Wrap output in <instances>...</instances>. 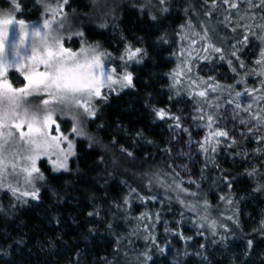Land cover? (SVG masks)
I'll list each match as a JSON object with an SVG mask.
<instances>
[{"label": "snow or ice", "instance_id": "obj_1", "mask_svg": "<svg viewBox=\"0 0 264 264\" xmlns=\"http://www.w3.org/2000/svg\"><path fill=\"white\" fill-rule=\"evenodd\" d=\"M75 2L7 0L0 9V222L15 223L44 208L47 194L45 218L54 228L41 249H56L55 255L58 245L72 243L68 264H88L80 241L86 250L103 233L116 237V247L97 264H212L209 248L226 253L236 242L243 252L232 264H255L256 235L264 241V209L251 233L241 217L247 202L264 203V0H203L199 11L186 0H123L116 6L91 0L84 12ZM121 7L146 18L152 31L139 35L121 28ZM174 11L182 13V23H167ZM253 38L260 46L249 59ZM154 56L161 62L153 63ZM173 58L175 67L159 70ZM218 63L227 65L231 83L217 79ZM157 95H166L163 103ZM245 95L246 104L240 101ZM124 97L141 102L148 123L138 127L140 119L105 117ZM125 115H135L134 108ZM153 127L167 137L158 143L149 134ZM81 146L91 164L82 166ZM160 153L189 163L161 165ZM221 154L241 162L243 171L233 175L222 168ZM201 160L194 176L192 167ZM213 170L216 175L208 176ZM213 187L225 206L218 216L209 200ZM73 191L86 192L91 208L80 222L53 211L72 204ZM137 205L158 207L136 214ZM173 205L179 207L175 218L163 219ZM186 226L193 235H185ZM66 227L79 229L76 241L64 240ZM169 236L183 245L170 260ZM197 237L203 242L194 245ZM140 238L145 245L136 250ZM8 239L12 243L0 246V257L31 252L23 235Z\"/></svg>", "mask_w": 264, "mask_h": 264}, {"label": "trees", "instance_id": "obj_2", "mask_svg": "<svg viewBox=\"0 0 264 264\" xmlns=\"http://www.w3.org/2000/svg\"><path fill=\"white\" fill-rule=\"evenodd\" d=\"M99 2L101 3V5H111V6L123 4V0H99ZM186 3L192 5L193 9L196 11L201 10L202 6H203V0H186ZM84 5H89V7H91V0H76V2L73 4V7L76 8L80 12H84V11L88 10V9H85L83 7ZM1 6L4 7V9H5L7 7V0H5V2L4 1L1 2ZM120 12L122 15L120 27L125 29L126 31L136 32V34H139V35L144 34V31H152V29L149 26V22H147L146 18L144 20L139 19L138 14L135 13L134 10L124 9L123 7H121ZM180 21H182V13H177L174 11L171 14V17L167 21V23L174 24V22H180ZM225 33H226V30L223 29L222 35H224ZM160 62L161 61L159 58H157L155 56L153 57V63H160ZM219 65L223 66V68L225 70H228L226 64L218 63L216 65V67ZM159 70L163 71L161 69H159ZM166 70H167V68H166ZM166 70H164V71H166ZM228 72H229V70H228ZM165 99H166V96L161 97V96L157 95L155 97V100L160 102V103H163V101ZM132 108H134L135 115H132V116L125 115V113H128L130 111V109H132ZM117 116L124 119L125 123H127L129 118H131L133 120L140 119L141 123L137 125L138 127H142L146 123H148V121L145 118L146 114L142 108L141 102L138 101L135 97H131V98L124 97L123 100H119V101L115 102L114 107L112 109L106 111V113H105V117L107 119H116ZM166 133H167L166 131L162 132L160 128H155V127L149 128V134L152 135V137L154 139H156L158 143L167 137ZM163 146L164 145L161 144V147H163ZM152 151L156 152V149L153 148ZM85 152H86V148L81 146V155L84 157L83 160L81 161L82 166L85 164H91V162H92V158L90 156L84 155ZM225 157H226L227 161H229V163H226L227 162L226 161L223 164H221L222 168H225L228 170L230 168L231 170H229V171H231L233 173V175L237 174V169H239L240 171H243V169L241 168V162L237 161L236 163H240V165H236L231 160V158H229L226 155H225ZM219 159H220V156L218 157V160ZM157 162L161 165H164L166 163H172V161L169 160L167 157H165L163 155V153H160L157 156ZM230 163H231V165L229 166L228 164H230ZM215 174H216V172L214 170L207 173L208 176H212V177H214ZM249 183H250V181H249ZM207 184L210 185L211 181L209 180L207 182ZM110 188L112 190V194L115 195L116 192L118 191V189L116 188L115 182H113V184L110 186ZM205 191H208L207 186L205 187ZM217 194H218V192H217V189L215 187H213L212 190L209 192V200L213 205V209H214L213 215L214 216H218L220 212L225 211V206L223 204H220V202L217 199ZM72 195L74 197H76V200H73L72 204L66 205V206H61L59 209H54L53 211H55L57 215H60L62 220L64 217H70V218H78V222L83 221L84 220V214L87 211L91 210V208L89 206V201L86 198V192L73 191ZM77 200L79 201V203L76 202ZM254 200H255V202H253V200L247 202L246 205L248 206V208L243 210L244 214L241 217V223L244 226L245 233H251L252 229L259 225V221L261 218V212L259 214H255L253 211L259 205L258 202L261 203V201H260V199H254ZM5 203H7V202H5ZM43 204L45 207L40 209V213H35V211H29V212H27L26 215H23L21 217V219L16 221L15 223H12L11 221H9L7 223L1 222L0 228L2 229V231H4L3 233L8 234V235H12L14 233L13 239H19L23 235L24 238L28 241L29 246H31L30 243L33 242L35 239H38V243L41 244L42 240L46 239L48 237L49 233L54 228L53 225H50L47 223V220L45 218V208H50V206H51V201L48 199L47 194L45 195V199L43 201ZM218 204L220 206H219V209L216 210V206ZM256 204H258V205H256ZM157 207L158 206H153V205H148L147 207L142 206V205H137L134 208V212L136 214H138L140 211H143V210L155 211ZM178 211H179L178 205H173V212L169 213V212L165 211V213L163 215V219H165V220L174 219L175 218L174 213H176ZM247 211H251L250 215H252L254 217L257 216V218H258V220H255L256 222L253 225H252V223H247L248 220L250 219V217H245V214ZM64 222L68 225H71V219H68ZM25 225H26V227H25ZM19 229L23 230L21 236L18 235V233H16L19 231ZM62 230L68 232V235H66L64 237L65 241H70V242L76 241V237H75L74 233L79 230L78 228L66 227V228H63ZM9 231H11L12 233L11 232L7 233ZM116 231L118 232L119 228L116 229ZM101 232L103 233V230H101ZM157 233H158V240L160 239L161 240L160 243L163 245L164 240H165L163 224H161V232H159V230L157 229ZM185 235H193V230L190 228V226H186ZM100 239H103V240H100ZM162 239H163V241H162ZM167 239L171 241L170 252H169V257H168L170 260L172 255L175 253V250L177 248L182 247L183 245H182V242L178 238L169 236V237H167ZM115 241H116V237L113 234L103 233L102 235L97 236L94 240L87 242L86 250H85V242L80 241V249L79 250L86 254L88 264H97V260L99 257L105 256V255L110 256L112 249L114 247H116ZM200 242H203V241L199 237H197L196 240L193 241V244L198 245V243H200ZM10 243H12V240H9L8 242H3V243L0 242V246L6 247ZM238 244H239V242L234 243L232 245V250L230 252H226V253H222L220 251L213 252V250L211 248H209L210 258L212 260V264H217V262H219V264H232V257L241 256L242 252H243V248L239 247ZM260 244H263V246ZM144 245H145V242H144L143 238H140L139 240H136L134 242V247L136 250H143ZM256 245H257L256 249H255L256 255H254L252 257V260L255 261V264H260V260L256 261V259H255V257H259V259H261L260 256H264V241H262L261 235H259V234L256 235ZM72 246H73L72 243L68 244V248H65L61 245H58V253L53 257L51 264H68V260L73 255V253L71 251H69L68 249L72 248ZM53 250H55V249H53ZM33 251H35V248H33ZM30 253H28V254H30ZM7 259H10V257H7ZM34 259H37V257H34ZM41 264H48V263L43 262ZM157 264H162V262L158 259Z\"/></svg>", "mask_w": 264, "mask_h": 264}, {"label": "rangeland", "instance_id": "obj_3", "mask_svg": "<svg viewBox=\"0 0 264 264\" xmlns=\"http://www.w3.org/2000/svg\"><path fill=\"white\" fill-rule=\"evenodd\" d=\"M5 2V0H0V9H4V7H2L1 6V2ZM245 9H244V7L242 6V8H241V11L243 12ZM39 14L37 13V15L36 16H32L31 17V19H33V20H35L36 18H37V16H38ZM262 15V13L261 12H259V11H257L256 12V16H257V18H259L260 16ZM180 18V17H179ZM198 19H199V16L197 15V16H193V23H197L198 22ZM183 22V20L182 21H180V22H174V24H179V23H182ZM257 22H259V19L257 20ZM249 23H251V21H249ZM222 30H223V28H221L220 29V33H221V35H222ZM227 33H225L224 35H226ZM258 46H260V41H258V40H256L255 38H253V40H252V44H251V46H250V48L248 49V58L249 59H252V58H254L253 57V53H255V52H258ZM166 53V54H165ZM164 53V56L166 57L167 56V52H165ZM176 63H177V61L173 58V62L172 63H170L166 68H167V70H166V68L164 67V68H161V70H166V71H168L169 70V68H171V67H175V65H176ZM217 69H218V72H216L215 73V75L217 76V79H219L220 81H221V83H231L232 81H231V76H232V73L229 71L228 72V70H225L224 68H223V66H221V65H219V66H217ZM204 71L205 72H207V69H204ZM229 73V74H228ZM253 85V78H249V87H251ZM159 96H161V97H163V96H166V95H159ZM249 100H250V98L248 97V96H242L241 98H240V101H241V103H244V104H246V103H248L249 102ZM166 136H167V133H166ZM194 139H199V137L198 136H195L194 135ZM252 147H255V144L254 143H250L249 144V148L251 149ZM185 150H187V149H185ZM171 161H172V163H174L175 165H181L182 163H189L188 161H187V159L186 158H183V157H179V156H174L172 159H171ZM227 161V159H226V157H225V155L224 154H221L220 155V159H219V162H220V164H223L224 162H226ZM226 163H229V161H227ZM235 164L236 165H240V163H236L235 162ZM229 166L231 165V163L230 164H228ZM190 167H192V165L190 164L189 165ZM202 166V160H201V163H198V164H196L195 165V167H192V172H193V174H194V176L199 172V168ZM242 168V167H241ZM243 169V168H242ZM229 170H231L230 168H229ZM216 175V174H215ZM252 201V200H251ZM4 202H7L6 200L4 201ZM253 202H255V200H253ZM259 203V205L258 204H256V205H258L253 211H254V213L255 214H259L260 212H261V210L262 209H264V203H260V202H258ZM246 208H248V206L246 205L245 207H244V209L243 210H245ZM143 211H145V210H143ZM35 213H40V209L39 210H37V211H35ZM217 213V212H216ZM215 213V214H216ZM251 214V211H247L246 212V214H245V217H250V219L248 220V222L247 223H252V225L256 222L255 220H258V218H257V216L256 217H254V216H252V215H250ZM38 216V215H37ZM257 218V219H256ZM1 223V222H0ZM1 227V226H0ZM16 228V227H15ZM157 229L159 230V232H161V225H159L158 227H157ZM12 231V230H11ZM11 231H9V232H7V233H10ZM4 231H2V229L0 228V242L1 243H3V242H8L10 239H8V234H5V233H3ZM22 232H23V230H20L19 229V231L18 232H16V233H18V235H20L21 236V234H22ZM118 232H120L121 233V235H126V233L123 231V229L122 228H119V231ZM12 233V232H11ZM14 234V233H13ZM13 234L12 235H10L12 238H14L13 237ZM16 236V235H15ZM102 238V237H101ZM104 239V238H103ZM103 239H100V240H103ZM161 240L159 239V242H160ZM162 241H163V239H162ZM165 241V240H164ZM31 244V246H29L28 245V249H31V253L30 254H28L29 252L27 251V250H25V252L21 255V254H17L15 257H10V259H7V257H0V264L3 262L4 264H5V262L7 261V260H11V259H14L15 260V264H26V262H28V261H30L31 262V264H41V263H43V262H47L48 264H49V262H52V259H53V257L56 255H54L53 253H55V252H57V250L55 249V250H53V249H51V250H49L46 246H45V248L42 250L41 249V244L40 243H38V239H35L33 242H31L30 243ZM260 245H262L263 246V244H260ZM33 246V247H32ZM33 248H35V251H33ZM28 252V253H27ZM34 257H37V259H34ZM261 257V256H260ZM34 259V260H33ZM255 259H256V261L258 260H260L259 259V257H255ZM2 263V264H3Z\"/></svg>", "mask_w": 264, "mask_h": 264}]
</instances>
